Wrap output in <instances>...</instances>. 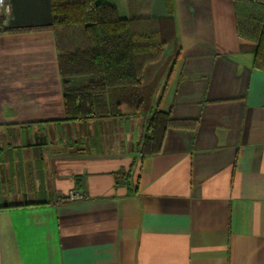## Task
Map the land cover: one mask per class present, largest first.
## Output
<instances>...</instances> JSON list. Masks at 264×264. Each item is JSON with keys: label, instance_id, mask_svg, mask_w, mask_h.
Instances as JSON below:
<instances>
[{"label": "crops", "instance_id": "0c3cea01", "mask_svg": "<svg viewBox=\"0 0 264 264\" xmlns=\"http://www.w3.org/2000/svg\"><path fill=\"white\" fill-rule=\"evenodd\" d=\"M4 1L0 264H264V71L232 0H174L152 107L186 125L144 157L145 114L67 118L49 0Z\"/></svg>", "mask_w": 264, "mask_h": 264}, {"label": "trees", "instance_id": "16d2710c", "mask_svg": "<svg viewBox=\"0 0 264 264\" xmlns=\"http://www.w3.org/2000/svg\"><path fill=\"white\" fill-rule=\"evenodd\" d=\"M232 2L237 37L255 45L253 66L264 71V0ZM163 3V17L124 19L95 0H49L67 118L119 116L123 107L145 114L140 157L160 151L167 128L186 125L152 107L170 64L161 63L164 49L177 44L174 0ZM151 4L129 0L134 11Z\"/></svg>", "mask_w": 264, "mask_h": 264}, {"label": "built area", "instance_id": "2783aa9c", "mask_svg": "<svg viewBox=\"0 0 264 264\" xmlns=\"http://www.w3.org/2000/svg\"><path fill=\"white\" fill-rule=\"evenodd\" d=\"M8 14V7L5 4L4 0H0V27L3 25L4 23V19ZM84 198V194L74 191V190H69L65 196V199L68 201H78V200H82Z\"/></svg>", "mask_w": 264, "mask_h": 264}, {"label": "rangeland", "instance_id": "374dc122", "mask_svg": "<svg viewBox=\"0 0 264 264\" xmlns=\"http://www.w3.org/2000/svg\"><path fill=\"white\" fill-rule=\"evenodd\" d=\"M79 81L82 83H86V82H88V78L83 77V78L79 79Z\"/></svg>", "mask_w": 264, "mask_h": 264}]
</instances>
